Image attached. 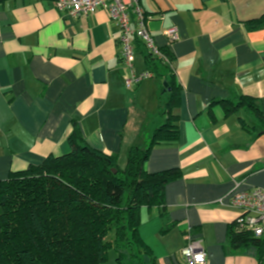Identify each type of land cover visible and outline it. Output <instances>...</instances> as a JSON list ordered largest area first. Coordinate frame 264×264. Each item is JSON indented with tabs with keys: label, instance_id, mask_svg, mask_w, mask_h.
I'll use <instances>...</instances> for the list:
<instances>
[{
	"label": "crops",
	"instance_id": "obj_1",
	"mask_svg": "<svg viewBox=\"0 0 264 264\" xmlns=\"http://www.w3.org/2000/svg\"><path fill=\"white\" fill-rule=\"evenodd\" d=\"M156 43L173 57L178 138L155 145L144 166L177 169L161 206L140 211V236L157 264H185L187 233L202 240L208 264H264L261 246L235 248L237 190L264 188V125L239 106L246 96L264 115V0H141ZM179 39L169 44L168 29ZM120 30L107 11L79 19L54 0H0V181L11 172L67 154L78 128L92 148L126 166L164 125L170 89L163 76L133 89L121 57ZM134 73L148 71L134 55ZM167 84V86H165ZM225 101L232 103L227 112Z\"/></svg>",
	"mask_w": 264,
	"mask_h": 264
},
{
	"label": "trees",
	"instance_id": "obj_2",
	"mask_svg": "<svg viewBox=\"0 0 264 264\" xmlns=\"http://www.w3.org/2000/svg\"><path fill=\"white\" fill-rule=\"evenodd\" d=\"M249 23L253 28L264 26V15ZM135 50L144 54L148 70L168 83L163 87L170 89L166 123L154 131L145 148L131 149L123 169L116 155L92 148L75 128L67 154L51 155L0 181V264H103L111 250L117 254L116 264H157L140 236V211L163 205L166 185L181 173L177 169L149 173L144 166L155 145L178 138L172 110L180 88L168 50L162 49L170 63L158 60L139 39ZM256 102L239 98V106L252 111L264 125ZM224 105L227 112L232 110L231 102ZM229 236L237 249L263 243L235 224Z\"/></svg>",
	"mask_w": 264,
	"mask_h": 264
},
{
	"label": "built area",
	"instance_id": "obj_3",
	"mask_svg": "<svg viewBox=\"0 0 264 264\" xmlns=\"http://www.w3.org/2000/svg\"><path fill=\"white\" fill-rule=\"evenodd\" d=\"M59 13L70 19H79L97 13L99 10L107 11L110 19L120 30L121 57L125 66L131 69V75L125 80L128 89H133L145 80L155 77L150 70L134 73L135 40L139 39L145 49L158 60L170 63L167 55L158 46L152 36L148 22L150 16L146 14L138 0H54ZM165 36L169 44L179 39L176 28L166 30ZM240 183L232 191L231 205L240 211L234 222L236 229L250 233L256 238L264 237V188H255L249 191L237 190ZM187 233V245L182 250L185 264H208L207 252L202 240Z\"/></svg>",
	"mask_w": 264,
	"mask_h": 264
},
{
	"label": "rangeland",
	"instance_id": "obj_4",
	"mask_svg": "<svg viewBox=\"0 0 264 264\" xmlns=\"http://www.w3.org/2000/svg\"><path fill=\"white\" fill-rule=\"evenodd\" d=\"M116 258H117L116 252L114 250H111L107 261L104 262L103 264H116Z\"/></svg>",
	"mask_w": 264,
	"mask_h": 264
},
{
	"label": "water",
	"instance_id": "obj_5",
	"mask_svg": "<svg viewBox=\"0 0 264 264\" xmlns=\"http://www.w3.org/2000/svg\"><path fill=\"white\" fill-rule=\"evenodd\" d=\"M165 86H167V84H165Z\"/></svg>",
	"mask_w": 264,
	"mask_h": 264
}]
</instances>
